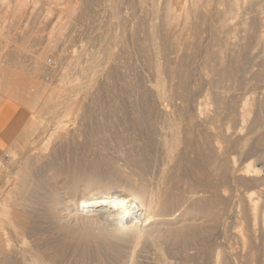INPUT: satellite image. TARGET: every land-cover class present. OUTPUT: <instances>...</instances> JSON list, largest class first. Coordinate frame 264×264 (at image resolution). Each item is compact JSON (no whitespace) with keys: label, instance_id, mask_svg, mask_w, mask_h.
I'll list each match as a JSON object with an SVG mask.
<instances>
[{"label":"rangeland","instance_id":"374dc122","mask_svg":"<svg viewBox=\"0 0 264 264\" xmlns=\"http://www.w3.org/2000/svg\"><path fill=\"white\" fill-rule=\"evenodd\" d=\"M46 1L0 0V101L21 107L0 161L13 181L0 189V210L16 213L0 218L13 231L0 235V264H264V0H238L239 9L233 0ZM169 9L177 16L166 27ZM249 162L260 177L244 175ZM90 192L140 196L154 204V222L143 219L138 235L121 231L108 208L82 215ZM247 193L260 204L257 221Z\"/></svg>","mask_w":264,"mask_h":264},{"label":"bare ground","instance_id":"6f19581e","mask_svg":"<svg viewBox=\"0 0 264 264\" xmlns=\"http://www.w3.org/2000/svg\"><path fill=\"white\" fill-rule=\"evenodd\" d=\"M2 1V0H1ZM50 1H52L53 3H52V5L55 3V2H59L60 0H50ZM10 2V1H9ZM18 2V1H17ZM26 2H27V0H20V4H22V5H26ZM29 2H31V1H29ZM41 2V0H34V5L35 6H37L39 3ZM47 2V1H46ZM48 2H49V0H48ZM47 2V3H48ZM195 2V1H194ZM199 2V1H198ZM197 2V3H198ZM232 2V1H231ZM46 3V4H47ZM50 4H51V2H50ZM4 5H5V3H4ZM8 5V4H7ZM42 5H44V4H42ZM41 5V6H42ZM51 5V6H52ZM178 5V7L181 9V11H187L188 10V8L190 7V5L188 6V8L186 7V3H178L177 4ZM192 5V4H191ZM196 5V4H195ZM194 4H193V6H195ZM33 6V5H32ZM39 6V5H38ZM232 6L234 7V8H238L239 6H238V0H233V4H232ZM1 7V6H0ZM5 7H6V5H5ZM24 7V6H23ZM44 7V6H43ZM177 7V6H176ZM25 8V7H24ZM47 8V7H46ZM50 8V7H49ZM231 8V7H230ZM241 8V7H240ZM39 9V8H38ZM168 9V8H167ZM191 9V8H190ZM189 9V10H190ZM192 9H196V7H193ZM239 9V8H238ZM47 10H48V8H47ZM172 10V9H171ZM170 9H169V14H168V16H169V19H170V21L168 22V24L166 25V27L168 26V25H172L173 26V24H174V21H175V18H176V14L174 13V11L172 12ZM188 10V11H189ZM18 11V10H17ZM168 11V10H167ZM192 11V10H191ZM236 11V10H235ZM49 12V11H48ZM180 12V11H179ZM233 12H234V9H233ZM233 12H232V14H233ZM237 12V11H236ZM177 13V12H176ZM182 13V12H181ZM187 13V12H186ZM229 13V12H228ZM227 13V14H228ZM241 13V12H240ZM47 14H51V13H47ZM183 14H184V12H183ZM188 14H190V13H188ZM230 14V13H229ZM236 14V13H235ZM238 14H239V12H238ZM186 17V16H185ZM168 18V17H167ZM178 18H180V17H178ZM187 18V17H186ZM225 18V17H224ZM183 19V18H182ZM225 20H227V17H226V19ZM167 21V20H166ZM176 21H177V19H176ZM228 21V20H227ZM227 21H225V22H227ZM186 22H187V20H186ZM2 24H3V22H2ZM63 24V23H62ZM59 25V24H58ZM179 25H181L180 23H179ZM178 25V26H179ZM234 25V24H233ZM1 26H3V25H1ZM248 26V25H247ZM165 27V26H164ZM171 27V26H170ZM176 27V26H175ZM223 27V26H222ZM227 27V26H226ZM232 27L233 26H231L230 27V29L232 30ZM235 27H237V25L235 26ZM234 27V28H235ZM174 28V27H173ZM178 28V27H177ZM250 27H248V29H249ZM169 29V28H168ZM223 29V28H222ZM230 29L228 28V32H230ZM240 29V28H239ZM247 29V28H246ZM0 30H1V28H0ZM60 30V29H59ZM170 30H171V28H170ZM225 30V29H224ZM241 30V29H240ZM244 30V29H243ZM62 31H63V29H62ZM172 31V30H171ZM234 31H236V30H234ZM249 31H251V29H249ZM61 32V31H60ZM169 32V31H168ZM225 32V31H224ZM227 32V33H228ZM238 32V31H237ZM247 32H248V30H247ZM246 31H245V33H247ZM223 33V32H222ZM241 33V32H240ZM225 34V33H224ZM247 34H249V32L247 33ZM236 35V34H235ZM264 35V34H263ZM247 36V35H246ZM248 36H250V38H251V34L250 35H248ZM247 36V38H248V40H249V37ZM262 36V35H261ZM60 37V36H59ZM221 38V37H220ZM246 38V37H245ZM223 39H225V38H222L221 40H223ZM229 39V38H228ZM231 39V38H230ZM243 39V38H242ZM253 39V38H252ZM263 39V38H262ZM220 40V41H221ZM264 40V39H263ZM183 41V40H182ZM228 41V40H227ZM225 43L224 42V40L223 41H221V43ZM231 41H229V43H230ZM179 43V41L177 42V44ZM188 43V42H187ZM227 43V42H226ZM228 43V44H229ZM260 42L258 41V43H257V45L259 44ZM262 43V42H261ZM184 44H186V43H184ZM237 44V43H236ZM250 44V43H249ZM249 44H246L247 46L249 45ZM253 44H256V43H252V44H250L251 45V47H252V45ZM182 45V44H181ZM181 45H179V47H181ZM188 45H189V43H188ZM221 45V44H220ZM230 45L231 44H229V46H228V48H230ZM245 45V46H246ZM176 46V45H175ZM223 46V45H222ZM237 46V45H236ZM239 47L238 48H240V46L241 45H238ZM261 46H262V44H261ZM177 47V46H176ZM184 47H186V46H184ZM183 47V48H184ZM188 47V46H187ZM235 47V46H234ZM242 47V46H241ZM249 48V47H247L248 49H252V48ZM227 48V47H226ZM228 48H227V50H228ZM243 48V47H242ZM175 49V48H174ZM179 49V48H178ZM241 49V48H240ZM246 50V48H243V49H241V50H246V51H248V54H249V50ZM254 49V48H253ZM177 50V49H176ZM181 50V49H180ZM221 50V49H220ZM224 50H226V49H224ZM223 50V51H224ZM226 50V51H227ZM230 50V49H229ZM228 50V51H229ZM217 51V50H216ZM238 51H239V49H238ZM238 51H236V49H235V52L234 53H236V52H238ZM245 51V52H246ZM258 51H260V50H258ZM215 52V51H214ZM230 52H231V50H230ZM233 52V51H232ZM244 52V51H243ZM252 52H255V51H252ZM257 52V51H256ZM216 53V52H215ZM220 53V52H219ZM223 53V52H222ZM242 53V51H240V53L239 54H241ZM225 54H226V52H225ZM238 54V53H237ZM236 54V55H237ZM248 54L247 55H245L244 53H243V55L246 57V56H248ZM215 55H219V54H215ZM227 55V54H226ZM242 55V56H243ZM261 55V54H260ZM234 56V54L232 55V59L234 58L233 57ZM252 56V55H251ZM258 56H259V53H258ZM218 57V56H217ZM219 57H221V56H219ZM218 57V58H219ZM226 57V56H225ZM236 57V56H235ZM248 57H250V55L248 56ZM256 57V56H255ZM254 57V58H255ZM238 58V55H237V57L236 58H234V60L235 59H237ZM215 59V58H214ZM221 59H224V58H222L221 57ZM227 59V58H226ZM220 59H218V61H219ZM242 60V59H241ZM245 60V59H244ZM216 61V60H215ZM230 61V60H229ZM236 61V60H235ZM233 61L234 63H237L238 65H237V69H238V66H239V63L236 61ZM233 62H231V63H233ZM240 62V61H239ZM242 62V61H241ZM244 62V61H243ZM219 63H221L220 61H219ZM223 63L225 64V61H223ZM247 63V62H246ZM227 64V63H226ZM230 64V63H229ZM240 64H242V63H240ZM157 66H158V63H157ZM225 66V65H224ZM226 66H228V65H226ZM234 66H236V64L234 65ZM220 67V66H219ZM223 67V66H222ZM233 67V66H232ZM245 67V66H244ZM236 68V67H235ZM248 68V67H247ZM260 68V67H259ZM263 68V67H262ZM231 69H233L234 70V68H231ZM230 69V67L228 68V67H224L223 68V70H222V73L224 74V76H226V77H230V75H231V73L233 74V72H232V70ZM242 69V68H241ZM245 69V68H244ZM264 69V68H263ZM262 70V69H261ZM156 71V70H155ZM247 71V70H246ZM259 72H260V70H258ZM263 71V70H262ZM158 72V71H157ZM156 72V73H157ZM161 72V71H160ZM219 74H221L220 72H221V70L219 69ZM236 72V70L234 71V73ZM240 71H238L237 73H239ZM237 73H235L236 74V78L238 77L237 76ZM240 73H245V72H240ZM239 73V74H240ZM256 73H258L257 71H256ZM264 73V72H263ZM219 74H217V75H219ZM259 74V73H258ZM258 74H256V76L255 77H259V76H257ZM261 75H262V72L260 73ZM259 74V75H260ZM154 75H156V74H154ZM159 75H161V73L160 74H158V76ZM255 75V74H254ZM260 75V76H261ZM264 75V74H263ZM263 75H262V77H263ZM157 76V80H159V78H161V77H158ZM219 76H221V75H219ZM234 77V76H233ZM239 77H240V75H239ZM156 78V77H155ZM224 78V77H223ZM242 78V77H241ZM260 78V77H259ZM262 79L263 78H260V80L262 81ZM161 80V79H160ZM159 80V81H160ZM163 81V80H162ZM229 81V80H228ZM231 81V80H230ZM225 82V81H224ZM157 83V82H156ZM153 84V83H152ZM165 84V83H164ZM264 84V83H263ZM263 84H262V87H263ZM158 85V83L155 85V86H157ZM153 86V85H152ZM160 86H162V87H165V86H163V85H160ZM151 87V86H150ZM154 87V86H153ZM156 88V87H155ZM159 87H157V89H158ZM160 89V88H159ZM163 89V88H162ZM248 89V88H247ZM155 91V90H154ZM163 91V90H162ZM261 91H263V90H261ZM159 92H160V90H159ZM164 92V91H163ZM212 92V91H211ZM222 92V91H221ZM158 93V92H157ZM219 93V92H218ZM264 93V92H263ZM160 94V93H159ZM162 94V93H161ZM164 94V93H163ZM162 94V95H163ZM220 94V93H219ZM262 94V93H261ZM212 95V94H211ZM254 95V94H253ZM163 96H165V95H163ZM162 96V97H163ZM214 96V95H213ZM160 97V96H159ZM161 97V98H162ZM171 97V96H170ZM216 97V96H215ZM214 97V98H215ZM221 97H223V95L221 96ZM236 97V96H235ZM260 97H262L261 95H260ZM10 98V97H9ZM165 99H166V97H164ZM217 98V97H216ZM216 98H215V100H216ZM240 98V97H239ZM220 99H224V98H220ZM220 99L218 98V100L220 101ZM257 99V98H256ZM161 100L162 99H160V102H161ZM214 100V99H213ZM225 100H226V97H225ZM229 100V99H228ZM259 99H257V101H258ZM1 101H3V99H1ZM0 101V102H1ZM165 101V100H164ZM163 101V102H164ZM219 101L217 102V103H219ZM224 101V100H223ZM247 101V100H246ZM254 101V100H253ZM260 101L262 102V100L260 99ZM259 101V102H260ZM213 102V101H212ZM226 102V101H225ZM224 102V103H225ZM238 102V101H237ZM236 102V103H237ZM205 103V102H204ZM204 103H203V105H204ZM215 103V102H214ZM216 103V105L218 106V107H221L222 108V106H220V105H218ZM235 103V104H236ZM240 103H242V102H240ZM252 103H254V102H252ZM263 104H264V102H262ZM262 103H260V104H262ZM1 104V103H0ZM166 104V103H165ZM238 104V103H237ZM236 104V105H237ZM245 104V103H244ZM263 104L260 106V107H262L263 106ZM206 105V104H205ZM222 105V104H221ZM225 105H226V103L224 104V107H225ZM232 105H234V104H232ZM231 105V106H232ZM235 105V106H236ZM241 105V104H240ZM259 105V104H258ZM215 107L216 109L218 108V107ZM238 106V108H240L241 106H239V104L237 105ZM256 106V105H255ZM234 107V106H233ZM245 107V106H244ZM247 107V106H246ZM248 107H250V106H248ZM234 108H236V107H234ZM215 109V110H216ZM244 109V108H243ZM257 109H258V107H257ZM256 109V110H257ZM207 110V109H206ZM218 110V109H217ZM240 110H242V109H240ZM240 110H238V113H239V111ZM253 110H255V109H253ZM255 110V111H256ZM227 111V110H226ZM259 111H260V109H259ZM259 111H256V112H258V114L260 113ZM37 112V111H36ZM216 112H218V111H216ZM216 112H215V114H216ZM221 112V111H220ZM237 112V111H236ZM201 113H203V112H201ZM204 113H206V112H204ZM219 113V112H218ZM217 113V114H218ZM252 113V112H251ZM255 113V112H254ZM264 112H262V114H263ZM215 115V116H218V115ZM219 114H221V113H219ZM236 114V113H235ZM240 114H241V112H240ZM253 114V113H252ZM258 114H256V115H258ZM261 114V113H260ZM236 115H238V114H236ZM236 115H235V117H236ZM243 116H244V118H246L245 117V115H247V110H244L243 111V114H242ZM8 116V113H6V112H3L2 111V109H0V122H3V118H5V117H7ZM169 116V115H168ZM206 116H208L207 115V113H206ZM221 116V115H220ZM238 116H240V115H238ZM252 116H254L255 117V115H252ZM36 116H34V118H33V116H32V118L34 119H31V117H30V119H28V120H33V124H31V125H33V126H35L34 124H36L37 123V118H35ZM211 117V116H210ZM214 117V116H213ZM231 117H232V115H231ZM230 117V118H231ZM261 117V116H260ZM39 118V117H38ZM212 118V117H211ZM210 118V119H211ZM215 118V117H214ZM214 118H213V120H214ZM228 118V117H227ZM238 118V117H237ZM236 118V119H237ZM240 118V117H239ZM250 118H251V116H250ZM234 120H235V118H233ZM258 119V118H257ZM206 120V119H205ZM207 120H208V117H207ZM206 120V121H207ZM229 120H231V119H229ZM233 120V121H234ZM243 120V119H242ZM263 120V119H262ZM261 120V121H262ZM238 121V120H237ZM249 121H250V119H249ZM260 121V122H261ZM231 122V121H230ZM240 122V121H239ZM238 122V123H239ZM258 122H259V120H258ZM263 122V121H262ZM173 123V122H172ZM205 123V125H207V123L208 122H204ZM204 123H203V125H204ZM235 123H237V122H235ZM241 123V122H240ZM1 124V123H0ZM25 124H27V122L25 123ZM38 124V123H37ZM210 124H212L211 123V120H210ZM209 124V125H210ZM243 124V123H242ZM248 124H249V122H248ZM250 124H251V122H250ZM256 124H257V122H256ZM213 125H215V124H213ZM212 125V126H213ZM257 125H259V123L257 124ZM263 125V124H262ZM261 125V127H263ZM168 126V125H167ZM241 126V125H240ZM248 125H246V127H247ZM251 127H252V125H250ZM26 127V126H25ZM25 127H23V128H25ZM32 126H30V128H31ZM36 127V126H35ZM172 127V126H171ZM170 127V125H169V128H171ZM177 127V126H176ZM242 127V126H241ZM249 127V126H248ZM247 127V128H248ZM260 127V126H259ZM23 128H22V130H23ZM34 128V127H33ZM253 128H255V127H253ZM177 129V128H176ZM175 129V130H176ZM251 129V128H250ZM256 129V128H255ZM257 129H259V128H257ZM21 130V131H22ZM27 130V129H26ZM30 130V129H29ZM54 130V129H53ZM172 130H174V127H173V129ZM173 131V133H175L176 131ZM178 130V129H177ZM249 130V128L247 129V131ZM253 130V129H252ZM38 131V130H37ZM245 131H246V128H245ZM249 131H251V130H249ZM255 131V130H254ZM171 132V131H170ZM170 132H169V135H171L172 136V134H170ZM178 132V131H177ZM253 132V131H252ZM255 132H257V131H255ZM22 133V132H21ZM24 133V132H23ZM36 133V132H35ZM54 133V132H53ZM220 133V132H219ZM222 133V132H221ZM262 133V132H261ZM52 134V133H51ZM177 134V133H176ZM218 134V133H217ZM217 134H214V135H216L217 136ZM245 134V133H244ZM251 134V133H250ZM258 134V133H257ZM27 135V134H26ZM168 135V136H169ZM236 135V134H235ZM238 135H239V133H238ZM237 135V136H238ZM241 135V134H240ZM252 135H254V134H252ZM51 136V135H50ZM54 136V135H53ZM221 136V135H220ZM219 136V137H220ZM224 136V135H223ZM243 136V135H242ZM255 136V135H254ZM253 136V137H254ZM173 137H175V136H173ZM172 137V138H173ZM218 137V136H217ZM245 137H246V135L245 136H243V138L245 139ZM248 137V136H247ZM249 137H250V135H249ZM169 138V137H168ZM210 138V137H209ZM216 138V137H215ZM226 137H224V139H225ZM238 138V137H237ZM243 138H242V140H243ZM16 139V138H15ZM49 139V138H48ZM223 139V140H224ZM228 139V138H227ZM236 139V138H235ZM239 139V138H238ZM237 139V140H238ZM248 139V138H247ZM249 139H251V138H249ZM18 140H19V137H18ZM21 141H22V139H20ZM174 140V139H173ZM219 141L220 140H222V136H221V138H219L218 139ZM229 140V139H228ZM231 140V139H230ZM15 141H17V139L16 140H14L13 142H15ZM50 141V140H49ZM180 141V140H179ZM225 141H226V139H225ZM241 141V140H240ZM246 141V140H245ZM167 142V141H166ZM165 141H164V143H166ZM218 142V141H217ZM247 142H248V140H247ZM21 143V142H20ZM19 142H18V144H20ZM44 143V142H43ZM46 143H47V141H46ZM172 143V142H171ZM174 143H175V141H174ZM219 143V142H218ZM222 143H224L223 141H222ZM225 143H227V141L225 142ZM16 144V143H15ZM15 144H14V146H15ZM173 144V143H172ZM217 144V143H216ZM221 144V143H220ZM228 144V143H227ZM165 145V144H164ZM174 145V144H173ZM44 146V145H43ZM49 146V145H48ZM168 146V145H167ZM172 146V145H171ZM217 146H218V144H217ZM226 147V146H225ZM15 148V147H14ZM13 148V149H14ZM17 148V147H16ZM15 148V149H16ZM45 148H46V146H45ZM172 148V147H171ZM175 148V147H174ZM226 148H228V146L226 147ZM165 149V148H164ZM213 149V148H212ZM211 149V150H212ZM217 149V148H216ZM223 149L225 150V148L223 147ZM11 151H12V149H10ZM166 150V149H165ZM164 150V151H165ZM168 150V149H167ZM177 152V151H176ZM211 152H213V150L211 151ZM218 152V151H217ZM221 152V151H220ZM223 153H225V151H222ZM248 152V151H247ZM261 152V151H260ZM15 153V152H14ZM166 153V152H165ZM164 153V154H165ZM169 153H170V151H169ZM222 153V154H223ZM233 153V152H232ZM231 153V154H232ZM250 153V152H249ZM249 153H246V154H249ZM257 153H259V152H256V154H254V153H252L253 155H257ZM16 154V153H15ZM168 154V153H167ZM213 153H211V155H212ZM235 154V153H234ZM251 154V153H250ZM175 155V154H174ZM210 155V156H211ZM228 155H229V153H228ZM233 155V154H232ZM264 155V154H263ZM166 156V155H165ZM205 156V155H204ZM219 156H221V155H217V158L219 157ZM225 156H226V153H225ZM250 156V155H249ZM214 157V156H213ZM256 157H258V156H256ZM168 158V157H167ZM214 158H216V157H214ZM224 158V157H223ZM235 158V157H234ZM170 159V158H169ZM208 159V158H207ZM221 160H222V158H220ZM224 159H226V158H224ZM236 159V158H235ZM211 160V159H210ZM214 159H212V161H213ZM221 160H220V163H222L221 162ZM229 160V159H228ZM245 160V159H244ZM249 160V159H248ZM170 161V160H169ZM218 161H219V159H218ZM236 161V160H235ZM251 161H252V158H251ZM211 162V161H210ZM216 162V161H215ZM223 162H225V161H223ZM227 162V161H226ZM225 162V163H226ZM230 162V161H229ZM228 162V163H229ZM232 162V161H231ZM246 162H248L247 160H246ZM219 163V162H218ZM219 163V164H220ZM233 163V162H232ZM241 163H242V161H241ZM244 163V162H243ZM254 163V162H253ZM253 163H251V162H249V163H245L246 165H245V167H244V165H243V167H244V169H243V173H244V175L245 176H248V178L249 177H253V176H259L260 174H262V172H263V168L262 167H256ZM257 163V162H256ZM213 164V163H212ZM263 164H264V161H263ZM262 164V166L264 167V165ZM210 165V164H209ZM214 165H215V163H214ZM214 165H213V167H214ZM225 165V164H224ZM239 165V164H238ZM218 166V165H217ZM216 166V168H218ZM221 166V165H220ZM229 166H230V163H229ZM240 166V165H239ZM239 166H237V167H239ZM241 167V166H240ZM4 167H3V165L0 167V169H3ZM166 168V167H165ZM164 168V169H165ZM211 168V167H210ZM209 168V169H210ZM216 168H214V169H216ZM223 168V167H222ZM225 168H226V165H225ZM224 168V170H226V172H228L227 171V169H228V167H227V169H225ZM213 169V170H214ZM229 169H230V167H229ZM231 169H233V167H231ZM212 169H210V171H211ZM221 170H223V169H221ZM233 170H235V169H233ZM237 170V169H236ZM239 170V169H238ZM215 171H217V170H215ZM232 171V170H231ZM4 172V171H3ZM211 172H213V171H211ZM235 172V171H234ZM233 172V173H234ZM239 172V171H238ZM242 172V171H241ZM215 173V172H214ZM221 173V172H220ZM219 173V174H220ZM219 174H217V172H216V174L215 175H219ZM238 174V173H237ZM211 175H212V173H211ZM214 174H213V177L215 176ZM226 175H227V173H226ZM225 175V173L223 172V175H219V176H226ZM229 176H230V174H228ZM228 175L226 176V177H223L224 179H228L229 177H228ZM234 176V175H233ZM232 176V177H233ZM6 177V176H5ZM231 177V178H232ZM235 177V176H234ZM260 177V176H259ZM261 177H263V176H261ZM214 178H216V177H214ZM214 178H212V179H214ZM222 178V179H223ZM231 178L229 179V180H231ZM264 178V177H263ZM234 180H235V178H233ZM232 179V180H233ZM9 180H10V178H9ZM9 180H7L5 183H7V185H10V184H12L13 185V183H10L11 181H9ZM221 180V179H220ZM233 180V181H234ZM207 181H208V179H207ZM217 181V180H216ZM224 181H226V180H224ZM223 181V182H224ZM13 182V181H12ZM211 182V181H210ZM209 181H208V183H210ZM214 182V181H213ZM220 182V181H219ZM222 182V181H221ZM220 182V183H221ZM228 182V181H227ZM227 182H225L224 183V186L226 185V183ZM231 182V181H230ZM237 182V181H236ZM264 182V181H263ZM5 183L3 184L4 186H5ZM93 183V182H92ZM232 183V182H231ZM207 184V183H206ZM205 184V185H206ZM227 184H230V183H227ZM233 184H234V182H233ZM258 184V183H257ZM261 184V183H260ZM209 185V184H208ZM211 185V184H210ZM214 185V184H213ZM217 185V184H216ZM223 185V184H222ZM221 185V186H222ZM231 185V184H230ZM262 185H264L263 183H262ZM11 186V185H10ZM223 186V187H224ZM236 186H237V184H236ZM241 186V185H240ZM3 186H1V188H2ZM7 187V186H6ZM83 187H85V186H83ZM211 187H212V185H211ZM218 187V186H217ZM216 187V188H217ZM225 187H227V185L225 186ZM258 187H261V185H257V187H254L255 189L254 190H256V188H258ZM262 187H264V186H262ZM0 188V189H1ZM9 188V187H8ZM7 188V189H8ZM209 188V187H208ZM213 188H215L214 186H213ZM222 188V187H221ZM221 188H220V190H221ZM234 188V187H233ZM244 188V190L246 191L249 187H243ZM253 188V187H252ZM212 189V188H211ZM224 188H222V190H223ZM237 189H238V187H237ZM259 189V188H258ZM95 190V189H94ZM93 190V191H94ZM98 190V189H97ZM100 190V189H99ZM98 190V191H99ZM108 190V189H107ZM209 190H210V188H209ZM216 190V189H215ZM221 190V191H222ZM244 190H243V193H242V195L244 194ZM249 190H250V188H249ZM96 191V190H95ZM105 191V190H104ZM210 191H212V190H210ZM251 191V190H250ZM249 191V192H250ZM252 191H253V189H252ZM259 191V190H258ZM81 192H83V191H81ZM237 192H238V190H237ZM246 192H248V191H246ZM257 192V191H256ZM5 193V192H4ZM7 193H8V190H7ZM163 193V192H162ZM259 193V192H258ZM11 194V193H10ZM81 194H83V193H81ZM161 194V193H160ZM212 194H213V192H212ZM214 194H215V196H218V195H216L217 194V192L215 193L214 192ZM219 194H220V192H219ZM262 194V193H261ZM7 195H9V194H5V196L6 197H8ZM141 195V194H140ZM162 195V194H161ZM160 195V196H161ZM225 195V194H224ZM247 195H248V193H247ZM257 195V194H256ZM83 196V195H82ZM215 196H214V198H215ZM239 196L241 197V195L239 194ZM261 196V195H260ZM235 197V196H234ZM237 197V196H236ZM243 197H245L244 195H243ZM246 197H248V200H249V203L248 204H250V207H251V209H249L250 211H251V213H252V215H250L251 213H249V211H247L246 209H245V211L244 212H242V213H245L246 211L248 212V214L247 215H250V216H253L255 219V221H257L256 220V218H257V213H258V209H259V211H260V208H258V205H260V204H258L257 205V202H258V200L256 201V198H255V194L254 193H250L248 196H246ZM3 198V197H2ZM5 198V197H4ZM153 198V197H152ZM156 198H158V195H157V197ZM82 200H80L81 202H80V204H79V209H80V211H81V214L83 215V213H88V212H90V211H92L93 209H96V208H100V207H105V208H108V209H110L111 210V212H113L114 214L112 215V216H114V217H116V222L118 221V227H119V229L121 230V231H137V233H138V231L140 232L141 231V225H140V222H141V220L140 219H138V217H137V211L138 210H140V211H145V215H146V219L144 218V222H145V226L146 225H150V224H152L153 222H154V217L156 216H154V214H153V210H154V204H151L152 202H150L149 204H145L144 202H143V200L140 198V196H135V195H132V196H116V195H113L111 192H96V193H88L87 194V197H83V198H81ZM155 199V198H154ZM161 199V198H160ZM159 199V200H160ZM225 199V198H224ZM224 199H223V201H224ZM234 199H236V198H234ZM242 199H244V198H242L241 197V203L243 202L242 201ZM258 199V198H257ZM1 200V199H0ZM9 200V199H8ZM153 200V199H152ZM245 200V199H244ZM2 201L4 202H6L7 201V198L6 199H2ZM2 201H1V203H2ZM150 201V200H149ZM161 201V200H160ZM215 201V200H214ZM234 201V200H233ZM158 202V201H157ZM221 202H222V199H221ZM246 202V201H245ZM248 202V201H247ZM10 203V202H9ZM146 203H147V201H146ZM216 203V202H215ZM3 204V203H2ZM157 204H160L159 202L157 203ZM229 204V203H228ZM242 204H244V202L242 203ZM247 204V205H248ZM5 205V204H4ZM4 205H2V207L4 206ZM156 205V204H155ZM218 205H220L219 203H218ZM238 205H240V204H238ZM246 205V206H247ZM215 206V205H214ZM230 207V206H229ZM249 207V208H250ZM7 208V207H6ZM11 208V207H10ZM105 208H103V209H105ZM5 210V209H4ZM4 210H0V218H2L3 216H6V217H9V216H12V215H15V214H11V213H8V212H5ZM10 210V209H9ZM98 210V209H97ZM109 210V211H110ZM221 210V209H220ZM224 210V209H223ZM243 210H244V208H243ZM242 210V211H243ZM263 210V209H262ZM261 210V211H262ZM108 211V212H109ZM228 211H229V208H228ZM94 212V211H93ZM232 212V211H231ZM14 213V212H13ZM107 213V212H106ZM105 213V214H106ZM229 213V212H228ZM234 213V212H233ZM259 213H261V212H259ZM143 214V213H142ZM223 214V213H222ZM89 215H91V214H89ZM97 215V214H96ZM95 215V216H96ZM235 215V214H234ZM239 215V214H238ZM87 216V215H86ZM86 216H84V217H86ZM92 216H94V215H91V217L90 216H88L89 218H93L94 219V217H92ZM231 216V215H230ZM229 216V217H230ZM244 216V215H243ZM242 216V217H243ZM259 216H261V215H259ZM16 217V216H15ZM15 217H13V218H15ZM218 217H219V215H218ZM224 217V216H223ZM220 218V217H219ZM221 218H222V216H221ZM244 218H245V216H244ZM247 218V217H246ZM245 218V219H246ZM261 218V217H260ZM260 218H257V219H260ZM10 219V218H9ZM226 219V218H225ZM234 219H236V218H234ZM243 219V218H242ZM2 220V219H1ZM0 220V235H5V237H6V235H8L9 236V228H6V227H4L3 225H2V221ZM7 220V219H6ZM112 220V219H111ZM233 220V219H232ZM247 220H248V223H249V217L247 218ZM251 220H252V218H251ZM253 220V221H254ZM11 221V220H10ZM113 222H114V220H112ZM220 221V220H219ZM224 221V220H223ZM241 221V220H240ZM4 222V221H3ZM221 222V221H220ZM219 222V223H220ZM244 222V221H243ZM245 222H246V220H245ZM260 222V221H259ZM259 222L258 223H256L255 222V224H259ZM5 223V222H4ZM143 223V222H142ZM227 223V222H226ZM247 223V222H246ZM251 223V225H252V222H250ZM249 223V224H250ZM7 224V222L5 223V225ZM15 224V223H14ZM261 224H262V227H263V230H264V212L262 213V220H261ZM225 225V224H224ZM241 226V225H240ZM253 226V225H252ZM256 226V225H255ZM7 227H9L8 225H7ZM12 227V226H11ZM17 227V225L14 227L15 229H17L16 228ZM19 227V226H18ZM228 227V226H227ZM226 227V228H227ZM260 227L261 226H259V229H260ZM154 228V227H153ZM252 228V227H251ZM253 228H254V226H253ZM11 229V228H10ZM22 229V228H21ZM20 229V234H22L21 233V231H23V230H21ZM116 229H117V227H116ZM220 229H221V226H220ZM245 229V228H244ZM118 230V229H117ZM120 230H118V231H120ZM218 230H219V227H218ZM225 230V229H224ZM228 229H226V231H227ZM144 231V230H143ZM242 231V230H241ZM11 232H13L12 230H11ZM10 232V233H11ZM15 232V231H14ZM223 232V231H222ZM16 233H18V231L16 232ZM24 233V232H23ZM141 233V232H140ZM143 233V232H142ZM146 233V232H145ZM221 233V232H220ZM226 233V232H225ZM12 234V233H11ZM10 234V236L12 237V235ZM19 234V235H20ZM129 234V233H128ZM244 234V233H243ZM15 234H13V236H14ZM24 235V234H23ZM23 235H21L22 237H23ZM138 235H139V233H138ZM141 235H143V234H141ZM16 236H18V235H16ZM245 236V235H244ZM247 236V235H246ZM11 237H9V238H11ZM15 237V236H14ZM19 237V236H18ZM216 237V236H215ZM242 237V236H241ZM4 238V237H3ZM9 238H7V240L9 239ZM244 238V237H243ZM249 238V237H248ZM247 238V239H248ZM1 239H2V237H1ZM0 239V240H1ZM13 239V238H12ZM26 241V240H25ZM222 241V240H221ZM246 241V240H245ZM7 243V242H6ZM217 243H219V242H217ZM2 244H3V242H2ZM22 245V244H21ZM219 245V244H218ZM9 246V245H8ZM220 246V245H219ZM219 246H217V248L219 247ZM222 247V246H221ZM21 249V248H20ZM241 249V248H240ZM161 251V250H160ZM219 253V252H218ZM161 254V253H160ZM214 254H215V252H214ZM214 256V255H213ZM218 257H220L221 258V256H219V254H218ZM215 258V257H214ZM220 258H218V259H220ZM227 258V257H226ZM26 259V258H25ZM218 259L216 258V259H214L215 260V263H217L216 262V260L218 261ZM221 260H222V258H221ZM162 261V260H161ZM227 261V260H226ZM163 262V261H162ZM219 262V261H218ZM221 262H223V261H221ZM222 264V263H221ZM226 264V263H225Z\"/></svg>","mask_w":264,"mask_h":264},{"label":"crops","instance_id":"0c3cea01","mask_svg":"<svg viewBox=\"0 0 264 264\" xmlns=\"http://www.w3.org/2000/svg\"><path fill=\"white\" fill-rule=\"evenodd\" d=\"M1 108L3 112L8 113V116L3 118V122L2 124H0V161L5 157L6 150L9 147V141L13 138L14 135L15 123L21 113L20 105L13 100H9L8 102H6V100L3 101L0 105V109ZM5 176V172L0 169V188L6 181Z\"/></svg>","mask_w":264,"mask_h":264},{"label":"built area","instance_id":"2783aa9c","mask_svg":"<svg viewBox=\"0 0 264 264\" xmlns=\"http://www.w3.org/2000/svg\"><path fill=\"white\" fill-rule=\"evenodd\" d=\"M5 157L8 158V155L5 154ZM136 213H137L138 219H140L141 221H143L144 217L142 215V212L140 210H138Z\"/></svg>","mask_w":264,"mask_h":264}]
</instances>
